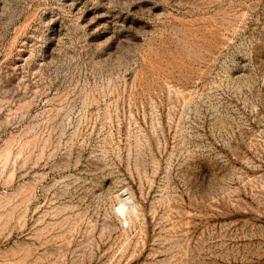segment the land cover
I'll return each mask as SVG.
<instances>
[{"label":"rangeland","instance_id":"rangeland-1","mask_svg":"<svg viewBox=\"0 0 264 264\" xmlns=\"http://www.w3.org/2000/svg\"><path fill=\"white\" fill-rule=\"evenodd\" d=\"M0 264H264V0H0Z\"/></svg>","mask_w":264,"mask_h":264},{"label":"bare ground","instance_id":"bare-ground-1","mask_svg":"<svg viewBox=\"0 0 264 264\" xmlns=\"http://www.w3.org/2000/svg\"><path fill=\"white\" fill-rule=\"evenodd\" d=\"M123 203V202H122ZM121 206V205H120Z\"/></svg>","mask_w":264,"mask_h":264}]
</instances>
